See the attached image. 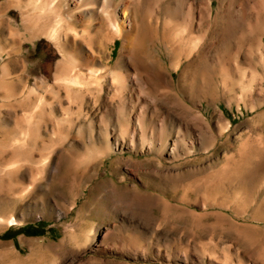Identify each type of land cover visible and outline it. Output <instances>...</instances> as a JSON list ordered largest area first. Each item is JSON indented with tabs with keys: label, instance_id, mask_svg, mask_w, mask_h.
Instances as JSON below:
<instances>
[{
	"label": "rangeland",
	"instance_id": "1",
	"mask_svg": "<svg viewBox=\"0 0 264 264\" xmlns=\"http://www.w3.org/2000/svg\"><path fill=\"white\" fill-rule=\"evenodd\" d=\"M43 1L62 48L0 0V264H264V0Z\"/></svg>",
	"mask_w": 264,
	"mask_h": 264
},
{
	"label": "bare ground",
	"instance_id": "2",
	"mask_svg": "<svg viewBox=\"0 0 264 264\" xmlns=\"http://www.w3.org/2000/svg\"><path fill=\"white\" fill-rule=\"evenodd\" d=\"M69 1L71 3L75 2V0H69ZM115 1L116 0H104L103 1L102 10H103V12H104L103 14L105 16H107V17H108V15L111 16V14H112L111 12L112 11H110V8H111L112 4ZM52 3H54V2H52ZM95 3H97V0H92V2L89 3V4H93L94 5ZM128 3L125 0H118V4L115 6V10L117 9V11L121 12L120 13L121 14V22L120 23H117L115 21V19L113 17H110V16L106 19V22H107L108 26L110 27L112 33L115 36H119L120 35L121 27L126 28V30L129 31L131 29L132 25H133V21H132L131 17L129 16V9H128L129 5H128ZM50 4H51V2H50ZM50 4L44 2L43 0H35V4L34 5L39 11V13H38L39 14V17H38L39 20L36 23L37 26L31 24L30 22L29 23L32 26H35L34 28L31 27V29L33 28V29L37 30V32H40V35L42 34L49 41L53 42L56 46H58V48H60V44L62 43L61 42V38L62 39L65 38L62 35L66 36V31H65V28L63 26V21H62V19L59 16H57L55 18V20H54V22L52 24L50 23L48 15H49V12L51 11L50 10L51 6H53V4L52 5H50ZM64 5H67L66 1H65ZM79 8H81V7H79ZM32 19L33 18H31V20ZM71 31L73 32V30H71ZM97 37L99 38L98 35H97ZM91 39L93 40L94 38H91ZM62 47H63V45L61 46V48ZM66 58L67 57L65 56L64 57L65 61H67ZM62 69H64L65 73H62V71H63ZM66 71L68 72L67 67H63L62 66L61 70L59 71V73L57 75V79L56 80L59 83V87H63V88L69 89V91L70 90L72 91L75 88L77 89V87H82L81 86V82H80V76H82V74L81 73H76V74H73V76H70V74H69V76H66L67 75ZM101 73H102L101 70H94V69L88 70V73H87L88 75L87 76L84 75V78H88L89 80H93L95 83L99 84L101 82V80L104 78V77H102V79H101V76H102ZM111 74H112L111 76L115 80L116 77H117L116 76L117 74L115 72H113V71H112ZM71 75H72V73H71ZM11 166H14V165H10L9 167H11ZM15 223H16L15 220H9V222H8L9 225H13Z\"/></svg>",
	"mask_w": 264,
	"mask_h": 264
}]
</instances>
